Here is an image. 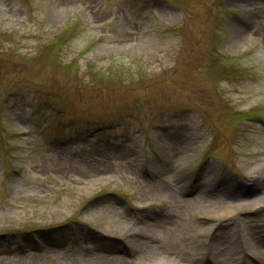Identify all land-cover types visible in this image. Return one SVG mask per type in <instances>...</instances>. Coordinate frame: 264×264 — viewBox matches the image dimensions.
Here are the masks:
<instances>
[{
  "label": "rangeland",
  "instance_id": "1",
  "mask_svg": "<svg viewBox=\"0 0 264 264\" xmlns=\"http://www.w3.org/2000/svg\"><path fill=\"white\" fill-rule=\"evenodd\" d=\"M210 244L264 248V0H0V264Z\"/></svg>",
  "mask_w": 264,
  "mask_h": 264
},
{
  "label": "bare ground",
  "instance_id": "2",
  "mask_svg": "<svg viewBox=\"0 0 264 264\" xmlns=\"http://www.w3.org/2000/svg\"><path fill=\"white\" fill-rule=\"evenodd\" d=\"M198 198H190L188 200H184V203L187 206H191L192 200H197ZM192 203V204H191ZM217 203H215L216 205ZM221 204V205H220ZM219 206H223V208L219 211H210L208 209H206L205 207H196L194 212L196 213H192V215L197 218L199 221H202L203 219L208 218L210 216L215 217V218H222V217H230L231 215H235L238 213L239 209L234 206L233 202L230 201H224L222 203H219ZM207 221V220H206ZM215 227L212 223H207V224H202L200 231L202 235H205L207 237L211 236L214 232H215ZM120 231V227H118L116 230H114V233H117ZM154 231L156 232V236L157 234L160 235L161 237L164 236V241L166 243V246L170 249V246L172 244V242L174 241L173 236L176 235V230L170 228L169 226H158L157 229H154ZM232 247V245L228 246V248L224 247V250L227 251L226 252V260L230 261L231 264H235L237 262H239L241 260V258L239 257L238 253L236 252V250H234ZM214 249V251L217 253L216 257L221 256L223 251L221 248H219L218 244H210L209 247H207V249H203V250H196L194 255V259L199 260L198 262L194 263V259L191 260H179V259H173L170 255H168L167 253H169L168 251L162 249H159L156 251V255L154 257H152L151 259H148V263L147 260L145 261V264H202L203 260L205 258L204 255H207L209 252H213L212 250ZM233 249V250H230ZM230 250V251H228ZM248 253L246 254V256H248V258L251 260L250 262H253L254 264H261L257 261L261 260L264 256V248L259 247L258 245L252 244L251 248L248 249L247 251ZM225 257V256H224ZM86 260H79V262L82 264L84 263ZM209 261V259H208Z\"/></svg>",
  "mask_w": 264,
  "mask_h": 264
}]
</instances>
